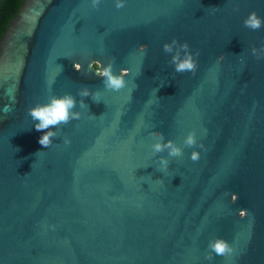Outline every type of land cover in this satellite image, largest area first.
<instances>
[{"label":"water","instance_id":"water-1","mask_svg":"<svg viewBox=\"0 0 264 264\" xmlns=\"http://www.w3.org/2000/svg\"><path fill=\"white\" fill-rule=\"evenodd\" d=\"M252 11L264 19V0L23 1L0 41V264H264V57L250 51L264 27L243 25ZM173 38L199 50L194 75L163 52ZM92 60L128 68L127 86L106 90ZM66 93L86 107L44 148L27 109ZM189 131L203 149L183 144ZM153 132L183 155H154ZM213 238L233 254L206 260Z\"/></svg>","mask_w":264,"mask_h":264},{"label":"clouds","instance_id":"clouds-1","mask_svg":"<svg viewBox=\"0 0 264 264\" xmlns=\"http://www.w3.org/2000/svg\"><path fill=\"white\" fill-rule=\"evenodd\" d=\"M101 0H91V7L96 9L100 4ZM125 0H114V6L117 9L124 7ZM243 25L253 31L259 30L264 27V19L259 17L255 11L250 12L244 19ZM162 50L166 54H170V63L174 67L176 73H191L195 74L198 64L197 57H199V50L192 51L187 42H178L175 38L171 42H165L162 45ZM138 51L143 53L146 51V45H139ZM251 54L260 59L264 57V43H262L258 48L255 46L250 49ZM224 59L223 55L217 57V61H222ZM88 70L94 72L95 76L101 78L103 87L106 90H111L113 92H119L127 86V81L125 77L130 75V70L128 68H122L118 73L114 72L113 64H101L97 60H92L88 64ZM73 69L76 71H81V65L79 63L73 64ZM77 95L79 97H91L93 101H96V97L99 95L98 92L90 90L88 87H83L78 90ZM79 103L80 108H85L86 105L84 100L81 99L79 102L71 94L63 95H49L47 101L44 103L37 102L34 106L27 109V114L34 122L33 127L36 131L42 132V135L38 138V143L44 148H48L52 145L53 138L57 136V131L53 129H58L61 125H67L72 120H79L81 113L75 111L74 109ZM4 111L7 113L10 111L9 106H5ZM152 136L155 138V142L151 145L153 154H159L167 152L168 157L176 158L183 155L182 149L177 146L172 140H163V136L160 133L153 132ZM64 144L70 143V141L65 138ZM183 144L189 148H200L203 149L204 145L202 143H197L195 132L189 131L183 140ZM41 152V151H39ZM37 152V153H39ZM189 159L196 162L200 159V153L196 150L190 152ZM159 168L158 171H166L168 168L169 160L164 156L158 158ZM27 174V173H26ZM25 174V175H26ZM237 200V195L232 193L230 196V203H235ZM240 218H245L247 215L246 210L241 209L238 211ZM50 229L55 228L54 225H48ZM208 251L205 255V259L209 262L213 260V256L230 257L233 254V247L223 238H213L208 241L207 244Z\"/></svg>","mask_w":264,"mask_h":264},{"label":"trees","instance_id":"trees-1","mask_svg":"<svg viewBox=\"0 0 264 264\" xmlns=\"http://www.w3.org/2000/svg\"><path fill=\"white\" fill-rule=\"evenodd\" d=\"M24 0H0V41Z\"/></svg>","mask_w":264,"mask_h":264}]
</instances>
